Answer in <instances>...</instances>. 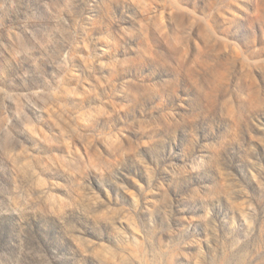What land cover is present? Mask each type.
Masks as SVG:
<instances>
[{
  "label": "rangeland",
  "instance_id": "obj_1",
  "mask_svg": "<svg viewBox=\"0 0 264 264\" xmlns=\"http://www.w3.org/2000/svg\"><path fill=\"white\" fill-rule=\"evenodd\" d=\"M0 264H264V0H0Z\"/></svg>",
  "mask_w": 264,
  "mask_h": 264
}]
</instances>
